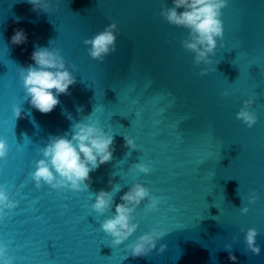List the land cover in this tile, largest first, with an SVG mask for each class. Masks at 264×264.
Masks as SVG:
<instances>
[{"label": "water", "instance_id": "water-1", "mask_svg": "<svg viewBox=\"0 0 264 264\" xmlns=\"http://www.w3.org/2000/svg\"><path fill=\"white\" fill-rule=\"evenodd\" d=\"M51 4L45 12L28 0H0V139L8 145L0 186L18 201L0 218V244L12 264H264V0H227L211 65L195 64L182 44L188 29L161 15L172 0ZM113 21L116 50L103 61L92 58L84 40ZM17 29L27 37L19 45L11 43ZM41 46L58 49L76 77L47 114L28 102L20 76ZM250 98L257 117L252 127L236 117ZM13 105L21 108L20 118ZM81 120L111 129V161L90 172L87 191L43 181L37 188L31 173L44 158L40 149L50 136L71 138L72 124ZM124 136L137 149L126 147ZM137 162L150 171L130 167ZM133 182L161 201L147 214L150 198L142 201L133 213L137 229L116 245L101 224ZM100 189L114 195L103 215L92 208ZM253 190L257 199L249 203ZM152 228L165 236L147 257L131 256L129 246ZM248 228L257 230L259 255L245 251ZM161 244L167 248L158 254Z\"/></svg>", "mask_w": 264, "mask_h": 264}, {"label": "clouds", "instance_id": "clouds-1", "mask_svg": "<svg viewBox=\"0 0 264 264\" xmlns=\"http://www.w3.org/2000/svg\"><path fill=\"white\" fill-rule=\"evenodd\" d=\"M33 10L41 9L48 12L52 8L51 0H28ZM227 4V0H172L171 7H165L161 15L170 24L188 29V37L182 41L183 47L195 54L194 63L206 65L213 63L209 54L215 55L217 38L223 39V22L220 19L221 9ZM178 9H183L178 11ZM117 24L115 21L108 24L102 31L84 40V44L91 45L88 49L90 56L103 61L105 56L116 50ZM27 37L23 29H17L11 37L12 44H22ZM223 47V45H221ZM28 66L21 67L20 76L31 106L41 113L51 112L59 104V95L67 94L70 85L76 83V77L66 67V60L58 49L50 47H37L31 54ZM74 69L76 65L72 66ZM207 68L201 70V75L206 74ZM53 89L55 91H53ZM222 95L227 96L225 90ZM254 103V98L243 102V107L237 112L236 117L252 127L257 120L254 112L249 111V106ZM16 118L22 116L21 108L13 105ZM83 112V106L77 108ZM71 119V114H67ZM90 115L84 116L87 119ZM114 136L111 129L105 131L98 121L85 123L84 120L72 124L71 138L67 135L49 137V143L40 149L42 159L36 161V170L31 173L36 187H41V182L52 188H70L77 191L89 190L90 172L101 164L111 161L114 147ZM125 146L137 149V145L130 136H124ZM8 145L4 139H0V158H6ZM131 168L138 169L142 173H148L149 167L144 163H133ZM111 184L112 181H109ZM95 202L92 208L103 215L112 209L113 192L100 189L93 193ZM240 196V195H239ZM146 198L150 203L146 205L145 214L157 209L161 197L151 195L150 190L139 182H133L127 192L121 196V203L115 205V212L105 219L101 228L113 238V243L121 244L138 227V222H133V213L138 205ZM241 201L243 197L240 196ZM257 199L255 190L248 196L249 203ZM18 201L9 198L7 191L0 186V218L7 215L6 209H12ZM241 212L249 211L247 206L242 207ZM240 231H244L243 228ZM258 233L255 228H248L244 237L245 251H251L259 255L261 248L256 243ZM165 236L162 229L152 228L151 231L140 235L130 247V255L133 257H147L156 248L158 240ZM235 239V237H234ZM166 244H161L158 254L165 251ZM225 249L230 250L231 244H226ZM229 260L236 261L237 257L229 251ZM0 260L3 264H12L13 257L8 254L7 245L0 244Z\"/></svg>", "mask_w": 264, "mask_h": 264}]
</instances>
